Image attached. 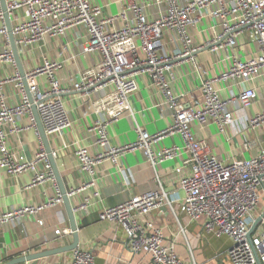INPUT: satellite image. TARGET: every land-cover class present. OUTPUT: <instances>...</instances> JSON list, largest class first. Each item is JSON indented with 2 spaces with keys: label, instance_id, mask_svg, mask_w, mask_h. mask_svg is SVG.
I'll list each match as a JSON object with an SVG mask.
<instances>
[{
  "label": "built area",
  "instance_id": "2783aa9c",
  "mask_svg": "<svg viewBox=\"0 0 264 264\" xmlns=\"http://www.w3.org/2000/svg\"><path fill=\"white\" fill-rule=\"evenodd\" d=\"M152 4L157 8L154 18L148 17L146 9L149 5L140 0H126L116 15L106 14L92 0H5L9 17L18 9L24 10V18L11 25L17 49L37 42L45 34L63 35L72 29L86 36L83 53H98V60L81 71L70 88L62 85L56 77L61 67L58 61L45 59L24 71L45 135H58L70 129L72 121L63 100V95L70 90L95 97L93 108L106 115L88 127L100 150L91 153L86 148H78L75 151L81 170L90 177L105 158L115 159L137 149L142 151L149 165L156 167L163 159L179 155L180 148L164 147L154 152L152 144L165 135L178 134L187 153L184 164L189 167V173L178 180L182 191L180 211L191 221L201 220L205 231L230 240L227 249L230 264H264V147L256 156L233 158L227 162L213 154L209 142L197 138L191 128L192 122L201 126L212 122L220 132H224L234 123L229 105L243 109L257 98L254 89L243 87L238 94L232 93L228 99H222L216 84L231 80L243 85L264 71V0H152ZM203 13L217 21L219 30L206 44L193 45L189 29ZM4 19L0 3V40L4 44L0 62H9L17 68ZM166 30L174 33L181 44L175 54L164 47L163 33ZM243 34L256 46V54L244 60L230 55L226 69L202 81V100L193 104L183 103V96L175 94L172 85L174 61L181 57L193 60L192 55L205 46L211 51L235 48ZM42 75L47 77L44 88H40L37 81ZM140 75L148 76L162 93V105L171 111L172 122L155 133L138 128L136 140L112 145L108 126L127 109L128 98L138 89L137 78ZM11 84L20 94L17 103L7 101L5 87ZM22 115L28 117V126L34 128L39 137V147L31 160L16 157L6 144L9 132L25 129L18 125ZM247 120L253 128L264 123V110ZM253 145V141H246L244 148L250 149ZM52 154L55 155L54 152ZM0 167L10 175L33 171L30 187L50 180L55 188L54 194L42 203L0 211V226L25 216H35L63 202L37 129L32 103L18 70L11 77L0 73ZM79 190L67 191L68 198ZM164 199L165 192L160 186H155L99 209L98 219L121 226L126 236V248L133 253L149 254L153 264H187L177 256L172 246L164 244L160 228L139 218L158 210ZM88 205V199H84L73 210L75 214L86 212ZM61 232L63 230H55L56 234ZM71 253V264H97L89 249L77 247Z\"/></svg>",
  "mask_w": 264,
  "mask_h": 264
},
{
  "label": "crops",
  "instance_id": "0c3cea01",
  "mask_svg": "<svg viewBox=\"0 0 264 264\" xmlns=\"http://www.w3.org/2000/svg\"><path fill=\"white\" fill-rule=\"evenodd\" d=\"M125 1L92 0L110 15L119 13ZM140 1L149 5L146 9L148 17L154 18L157 8L152 4V0ZM23 18L24 10L18 9L9 17L10 24L14 25ZM1 23L2 21L0 25ZM217 26L215 19L203 13L199 21L189 29L192 44H206L218 32ZM85 41L83 32L72 29L63 35L45 34L37 42L18 49L23 70L29 71L45 59L58 61L61 67L57 70L56 77L62 85L70 88L77 80L78 74L98 60L97 52L83 53L82 46ZM163 42L165 49L171 54L181 48L177 37L170 31H164ZM3 47V41L0 40V51ZM255 54L256 46L243 34L238 38L235 48L211 51L205 46L192 55L193 60L189 57L176 59L172 80L174 92L183 96V103L193 104L195 101H201L202 81L226 69L230 55L244 60ZM16 71L17 68L9 62H0L1 74L11 77ZM137 80L138 89L128 98L127 109L108 126L112 145L136 140L138 128L155 133L165 129L172 122L171 111L162 105V93L148 76L140 75ZM37 81L40 88L47 86L45 75L39 76ZM243 87L254 89L257 98L243 109H238L234 104L229 105L233 111L234 123L224 132H220L212 122L205 126L197 122L191 123L196 137L206 139L212 153L227 162L233 158L256 156L260 148L264 147V123L253 128L247 120L264 110V71L243 85L231 80L216 84L222 99H228L232 93L238 94ZM5 92L9 103L19 102L20 94L13 84L6 85ZM94 98L74 90L64 94L63 100L72 125L62 134L47 137L49 146L55 153L54 160L66 191L80 189L69 197L72 207L88 199L87 211L76 213L78 247L91 250L97 264H153L149 254L129 251L125 246L126 236L122 227L100 221L98 210L160 186L166 194L163 205L139 218L151 221L160 228L164 235V244L172 246L177 256L185 263L230 264L227 256L230 240L226 236H216L205 231L201 220L191 221L179 209L182 191L178 187V180L189 173V167L184 164L187 153L183 150V142L178 134L165 135L160 141L152 144L154 152L164 147L180 148L179 155L163 159L156 167L149 165L142 151L137 149L127 151L115 159L105 158L95 167L92 177L81 170L75 151L78 148H86L91 153L100 150L95 144V135L88 131V127L106 115L99 114L93 108ZM18 125L25 129L9 132L6 144L16 157L22 156L31 160L39 147V137L34 128L28 126L26 115L19 118ZM246 141H253L254 145L245 149ZM39 167L42 168V165ZM32 177L33 171L30 170L10 175L5 168L0 167V211L25 204L42 203L54 194V183L50 180L30 187ZM56 229L63 232L56 234ZM72 241L68 216L62 202L56 207L38 212L35 216H25L19 221L1 225L0 264L20 256L62 247ZM71 258V252H61L24 264H71Z\"/></svg>",
  "mask_w": 264,
  "mask_h": 264
},
{
  "label": "water",
  "instance_id": "95a60500",
  "mask_svg": "<svg viewBox=\"0 0 264 264\" xmlns=\"http://www.w3.org/2000/svg\"><path fill=\"white\" fill-rule=\"evenodd\" d=\"M0 3H1V8L4 12L5 24L7 26L8 32H9L10 47H11V51H12V54H13V57L15 60V64H16L18 73L22 78V81H23L26 93L28 95L29 101L32 103V112H33V115H34V118L36 121L37 129H38L41 141L43 143V146L45 148V151L47 153V156H48L51 168H52V172H53V175H54L56 183H57V186L60 190V193L62 194L63 205L65 207V210H66V213L68 216L71 234L73 237V241L68 245L58 247L55 249H51V250H47V251H42V252H38V253L20 256V257L11 259V260L7 261L6 263H4V264H24L26 262L34 261V260L49 256V255H53V254H57V253H61V252H71L73 249L78 247L79 235H78V227H77V223H76V214H75L73 207L70 203V200L67 196V193H66L67 191H66V189H65V187L61 181V178H60V175H59V172L57 170V166H56V163L54 160V156L52 154V150H51L49 143H48V138L45 135L42 123H41L39 116H38V113L35 109V104L33 103L31 94H30L28 87H27V82H26V79L24 77V70H23V67L21 65L19 52H18L17 46L15 44L14 36L11 32V24H10V20H9V15L6 11L5 0H0ZM256 222H257V220L255 221V223ZM255 223L250 228L249 234L252 232V230L255 226Z\"/></svg>",
  "mask_w": 264,
  "mask_h": 264
}]
</instances>
